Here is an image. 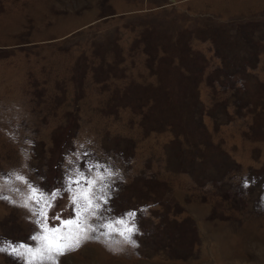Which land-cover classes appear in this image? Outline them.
Segmentation results:
<instances>
[{"label":"rangeland","instance_id":"obj_1","mask_svg":"<svg viewBox=\"0 0 264 264\" xmlns=\"http://www.w3.org/2000/svg\"><path fill=\"white\" fill-rule=\"evenodd\" d=\"M77 171L108 202L54 264H264V0H0V238Z\"/></svg>","mask_w":264,"mask_h":264},{"label":"snow or ice","instance_id":"obj_2","mask_svg":"<svg viewBox=\"0 0 264 264\" xmlns=\"http://www.w3.org/2000/svg\"><path fill=\"white\" fill-rule=\"evenodd\" d=\"M15 179L28 185V195L23 201V206L28 207L33 215L37 217L35 223L38 225L40 232L30 237V239L39 243L37 247H32L25 244H14V242H7L0 238V251H10L11 254L16 256H27L28 259L25 264H32L35 259L53 261L54 264L55 255L79 247L81 239L87 238L89 232L97 231L95 227L88 225L84 214L88 213L90 216L95 217L103 204L108 202L105 191L106 185L100 186L99 194L96 191L98 181L104 180V176L99 172L96 173L95 179H90L83 172L77 171L75 179H69L67 191L71 193V202L75 205L76 218L63 220L61 226L55 227L49 226V211L54 206L55 200L60 196V192L53 191L50 194H45L38 187L28 183L23 176H16ZM73 184L76 187H72ZM0 198L7 199V197ZM12 202L15 203V201ZM127 217L129 219L134 218L135 213L129 212ZM52 219L59 221L61 217L57 214ZM114 223L122 225L123 228H115ZM73 225L75 229L71 227ZM63 227H67L68 230L63 231ZM103 227L108 229L109 232L119 231L125 240H130L131 234L136 230L135 225L128 227L125 219L109 222L104 224ZM102 234L108 235L107 232Z\"/></svg>","mask_w":264,"mask_h":264}]
</instances>
